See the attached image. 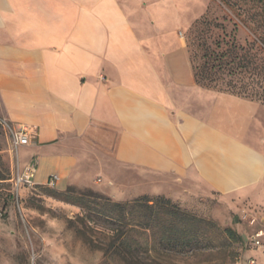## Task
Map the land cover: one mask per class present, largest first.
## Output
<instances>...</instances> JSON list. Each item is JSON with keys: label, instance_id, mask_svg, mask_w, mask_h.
<instances>
[{"label": "crops", "instance_id": "obj_1", "mask_svg": "<svg viewBox=\"0 0 264 264\" xmlns=\"http://www.w3.org/2000/svg\"><path fill=\"white\" fill-rule=\"evenodd\" d=\"M154 1L157 17L184 5ZM145 5L0 0L1 107L35 132L20 164L34 165L33 185L57 176L64 191L100 177L118 200L184 201L264 178V156L247 140L259 104L197 86L180 42L163 50L141 39Z\"/></svg>", "mask_w": 264, "mask_h": 264}, {"label": "rangeland", "instance_id": "obj_2", "mask_svg": "<svg viewBox=\"0 0 264 264\" xmlns=\"http://www.w3.org/2000/svg\"><path fill=\"white\" fill-rule=\"evenodd\" d=\"M183 1L181 9L168 6L157 17L151 10L155 1L148 0L150 5L143 8L146 19L137 21L138 32L141 39L163 50L168 45L175 50L180 42L186 61L182 68L194 80L193 63L199 62L201 51L190 48L187 41L194 45L197 41L202 29H194L196 22L230 15L231 10L220 0ZM226 29L232 31L230 25ZM236 29L237 44L255 40L242 24ZM166 37L171 39L165 47ZM255 103L260 107L247 140L264 156V103ZM5 119L0 101V171L7 178L0 184V264H128V260L131 264H249L251 260L264 264V245L253 239L264 232V178L231 190L191 194L184 201L151 192L118 200L97 181L100 177L88 183L71 182L64 191L47 185L19 188L13 178L20 173L23 149L29 146L13 145L2 126ZM143 196L151 202L132 205ZM157 197L164 203L156 204ZM226 229L235 234L230 240Z\"/></svg>", "mask_w": 264, "mask_h": 264}, {"label": "trees", "instance_id": "obj_3", "mask_svg": "<svg viewBox=\"0 0 264 264\" xmlns=\"http://www.w3.org/2000/svg\"><path fill=\"white\" fill-rule=\"evenodd\" d=\"M220 1L231 10L230 15L211 19L206 16L200 19L194 28L202 29L199 31L195 45L190 39L187 41L190 48L196 47L201 51L199 62L196 63L195 57L192 58L195 84L254 103L255 101L264 103V50L262 49V45L264 46V0ZM259 3L262 4L260 9ZM238 24L246 27L255 40L246 42V45L242 46L237 44L234 33L237 32ZM228 25L232 29L230 33L226 29ZM243 75L245 78H239ZM6 179V175L0 171V184ZM55 193L59 196L65 195L60 192ZM142 202L147 205L151 201L143 196L132 205H139ZM161 202L164 203V199L157 197L155 203ZM224 232L228 240L235 235L230 229ZM124 239L122 240L125 247L123 251L127 252L129 251L128 248L126 249L127 239L126 237ZM131 262L128 260V264Z\"/></svg>", "mask_w": 264, "mask_h": 264}, {"label": "built area", "instance_id": "obj_4", "mask_svg": "<svg viewBox=\"0 0 264 264\" xmlns=\"http://www.w3.org/2000/svg\"><path fill=\"white\" fill-rule=\"evenodd\" d=\"M2 126L8 132L10 139L16 148L19 146H31L34 143L35 132L30 128L20 124L14 125L6 119L2 121ZM34 174L35 167L33 164H30L24 168V171L18 173L13 178V182L19 188L20 186L32 188L35 186L33 185ZM55 181H57V176H51L46 185L52 187L55 185ZM253 239L256 245L262 247L264 245V232L256 233ZM249 264H254V261L251 260Z\"/></svg>", "mask_w": 264, "mask_h": 264}]
</instances>
